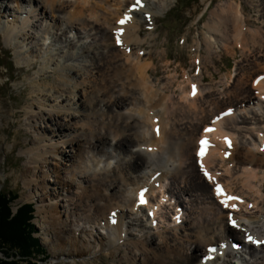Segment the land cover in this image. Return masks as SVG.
<instances>
[{
	"label": "bare ground",
	"instance_id": "1",
	"mask_svg": "<svg viewBox=\"0 0 264 264\" xmlns=\"http://www.w3.org/2000/svg\"><path fill=\"white\" fill-rule=\"evenodd\" d=\"M9 1H0V30L16 46L21 62L34 70L28 90L32 101L24 109L32 137L22 176L29 187L35 185L28 198L41 189L40 225L54 258L89 264L88 257L106 253L113 264H264V244H249L244 238L264 237V29L248 28L233 0L218 5L197 47L210 55L217 43L230 50L235 39L252 54H244L232 89L206 91L200 84L203 74L193 79L185 73L176 84L177 93V74L160 78L153 47H145L150 41L142 36L143 23L154 26L155 17L171 0H141L142 7L135 11L133 0ZM256 1L264 15V0ZM126 13L132 19L123 25L118 46L114 33L121 26L116 21ZM52 18L60 22L58 28ZM74 29L86 40L71 36ZM78 54L80 63L70 66L67 61ZM43 57L49 59L34 69ZM51 71L54 82H41L40 77ZM249 78L257 95L246 85ZM224 104L230 106L218 114ZM227 109L231 115H226ZM60 117L66 126L81 131L73 134L60 129L61 122L56 129L40 122ZM231 118L235 125L226 124ZM6 119L0 103V121ZM205 126L215 129L207 134L212 147L201 158L212 181L203 175L196 156ZM4 129L0 124V131ZM56 138H68L69 154L60 153ZM98 143L104 145V159L95 152ZM60 154L64 169H69L65 178L60 174ZM135 170L140 175H134ZM51 173L57 179L47 180ZM46 180L61 189L44 197L49 190ZM236 181L240 186L234 189ZM67 183L75 188H63ZM217 183L227 195L240 198L235 210L219 203ZM144 190L147 202L140 204ZM128 213L142 214L130 221L147 230L137 239L125 237L122 216ZM229 215L239 228L227 223ZM76 219L82 221L79 228L70 226ZM104 225L112 231L107 236L100 234Z\"/></svg>",
	"mask_w": 264,
	"mask_h": 264
},
{
	"label": "rangeland",
	"instance_id": "2",
	"mask_svg": "<svg viewBox=\"0 0 264 264\" xmlns=\"http://www.w3.org/2000/svg\"><path fill=\"white\" fill-rule=\"evenodd\" d=\"M0 1L4 4L10 3L9 0ZM227 1L229 0H171L167 9L155 17L156 23L154 26L149 25V22L143 23L142 36H147L148 40L150 41L149 43H145V47H147L148 49L153 47L156 57L155 65L157 67V71L159 72V76L160 78H163L169 76V74L174 75L176 73L177 80L175 81L174 89H176L177 93L179 92V90L177 89V85L185 79V73H188L190 78L193 79L198 78L199 75L203 74V76H205V80L201 81L200 84H202V87H206V91L217 88H220L221 90L225 88L232 89V87L235 85L234 82L236 79L237 67L243 60L244 54H252V50H245L244 46H242V44L240 42H237V40L235 39H233L232 41L233 43L231 44L230 50L223 48L220 43H217L215 45L214 52L210 55L203 46H200V48L197 47V42H201V39L205 35V33H208V27L206 23L211 18L212 11L215 10V8L217 9L218 5L225 4V2ZM233 1L236 2L237 5H240L244 16L247 18L248 28L259 30H262V28L264 29V22H262L264 20V15H261V13L259 12V7L257 6L258 1ZM40 9L41 6H38L37 10L39 11ZM7 15L8 14H6V16L4 17V20H8L10 18H7ZM44 17H46L47 20H50V16L44 15L42 18ZM46 22L48 23V21ZM52 23L53 25L57 24L56 28H58V25L60 24V22L53 20V18ZM2 25L3 24L1 22L0 27H2ZM67 29L68 28L64 27V30ZM246 32L247 30L244 31L245 34ZM58 33H60V31ZM70 35L77 38L82 37L84 40H86L84 38V33H81L77 29H74L72 33H70ZM91 39L92 37H90L88 41H90ZM165 53H167V55H165ZM84 54V56H86L87 52L84 51ZM197 55H199L200 58L195 59ZM48 59V57H43L40 61H38V63L34 65L33 68L39 69L40 66L44 64L43 61H47ZM21 61V56H17L16 46L13 43L7 42L5 40L4 30L2 28L0 30V103H3V112L6 115L7 119L5 122L0 121L1 127L5 128L4 130L0 131V190L3 189L6 191L18 193V197L13 201L14 211H16L18 206L22 203H34L35 218L33 219V221L35 223V235L40 238L42 250L40 254H37L35 259L30 258V260H38L39 264H67L62 258L55 259L54 253L51 250V246L47 242H44V231L43 229H41V217L38 213V204L39 197L41 195V189H38L34 197H32L31 199L28 198V193L32 191L35 185L29 187L27 184H25L22 176L24 167L27 163V148L31 144L29 142L30 138L32 137V132H30L29 128H27L28 125L26 123L27 120L25 117L24 109L28 101H32L30 96H28V90L30 86L29 76L34 74V70L30 69V71L29 68L32 67H29V64H24ZM50 61H53V59H51ZM79 61H81V57L78 54L74 55V57H72V60L67 61V63L74 66L78 65ZM66 66L67 65H65L64 67ZM54 75L55 73L52 74L51 71V74L41 76L40 81L44 83L46 81L54 82ZM249 80L251 79L249 78ZM249 80L246 85L250 86L252 91H254V94L257 95V91H255V89L252 87L253 81L251 80L250 85ZM226 106L230 105H222L217 113L219 114L220 112H222V110ZM239 112L241 111H237V116L239 115ZM40 122L43 125L46 124L50 126V128L54 127V129L58 128L59 126L57 124H60L59 122H61L64 125L60 126V129L69 132L73 131V134H77L81 131L80 127L76 129L74 128V126H66V119L61 117L58 119L53 118V120L51 121L42 120ZM226 122V124L229 123L228 125L230 126L235 125V121H233L232 118ZM50 128H48L47 131H50ZM33 135L38 136V134L35 133H33ZM58 139L59 138H56L54 141H57ZM67 141L68 138L58 140V142H56V144H58V147L60 146V153H62V155L65 153L69 154L70 147H68ZM27 143H29V145ZM98 145H100V148L95 152L98 153L99 156H102L103 159L106 158V156L104 155V150H101V147H103L104 145L100 143H98ZM104 149L112 150V148ZM58 160L60 161L61 165L60 174L62 175V178H65V176L68 175L67 170L69 169H64L63 164L65 163V159L61 157V154L60 156H58ZM73 160L74 158L71 161L73 162ZM112 161H114V159H112ZM67 163L70 164L71 162L67 161ZM137 171L138 170H135L134 175H140V173H138ZM200 172L202 173L201 170ZM49 179H57V176L54 173H51L47 177V180ZM47 180L46 182L48 183L47 185L49 187V190L44 193V197H47L48 195H50V193L56 192L61 189L59 186H56V182ZM205 182L204 183L208 185V181L206 179ZM74 186L75 185L67 183L63 186V188L73 189L75 188ZM232 186L234 189H236L240 186V183L236 181V183L234 182ZM107 193L112 194L113 189H109ZM58 202L62 203L61 198H59ZM61 210L63 213L64 208H61ZM140 216H142V214L135 215L134 213H128V215L122 216L124 220V230L126 238L137 239V237L142 236L143 233L147 231L140 230V226H137L136 224L130 222L134 217L141 218ZM81 222L82 221H79V219H76L75 223L73 224L72 221L70 226L79 228L77 227V225ZM100 230V234L112 232L106 225H104V227H101ZM105 235L107 236V234ZM50 238H52L51 235ZM4 247L6 246L0 248V258H4L6 256L3 252L4 249L7 252H11L10 248L6 249ZM12 252L15 251L12 250ZM19 255L20 254H15L14 256H16V258L18 259ZM88 258V260L90 261L89 264L114 263L113 258L106 253H100L98 256H90ZM0 264L3 263L0 261Z\"/></svg>",
	"mask_w": 264,
	"mask_h": 264
},
{
	"label": "trees",
	"instance_id": "3",
	"mask_svg": "<svg viewBox=\"0 0 264 264\" xmlns=\"http://www.w3.org/2000/svg\"><path fill=\"white\" fill-rule=\"evenodd\" d=\"M18 193L0 190V248L4 249L5 257L0 258L3 264H39L34 260L42 250L40 238L35 235V206L33 202L22 203L16 211L13 201ZM14 250L15 252H12ZM20 254L17 259L15 254ZM30 258H34L33 261Z\"/></svg>",
	"mask_w": 264,
	"mask_h": 264
},
{
	"label": "snow or ice",
	"instance_id": "4",
	"mask_svg": "<svg viewBox=\"0 0 264 264\" xmlns=\"http://www.w3.org/2000/svg\"><path fill=\"white\" fill-rule=\"evenodd\" d=\"M136 6H141L142 7V4H141V0H133V4H132V10L135 11V8ZM132 19V16L129 15V14H124L123 17L119 20L116 21V24L120 25L121 27L117 28L116 29V32L114 33L115 37H116V44L118 46H120L122 44V41L120 39V36L122 35L124 29H123V25H125L129 20ZM191 94L193 96H195L196 94V85H192V92ZM262 99H264V97H262ZM231 112L232 110L231 109H228L227 110V115H231ZM220 117H217V119H219ZM157 133L159 131V129L157 128L156 129ZM202 131L205 133V135L203 137H201L198 141H197V152H196V156H197V160L200 164V168L201 170L203 171V175L205 176V178H207L209 181H212L213 177L211 175V173L204 167V164L202 162V157H204L206 155V152L207 150L212 147L208 137H207V134L208 133H211L213 131H215V129L211 126H205ZM224 141H225V144L231 148V141L229 140V138L225 137L224 138ZM262 150H264V148H262ZM228 155H230V153H225V156L227 157ZM214 192L216 194L217 197H222L220 200H219V203L225 208V209H228L229 207H231V209L235 210L237 205L236 203H234L235 201H239L240 198L237 197V196H231V195H227L226 192H224V190L222 189V186L220 184H216L215 185V189H214ZM145 193H146V190L144 191H141L139 193V201H140V204H145L147 201L145 200ZM149 215H152V213H149ZM115 216H116V213H113L112 214V217H111V220H112V223H116V220H115ZM153 225L156 224V221L153 220L152 221ZM227 223L229 225H231L232 228H239V224L237 223V221L231 216L229 215L228 217V220H227ZM245 240L249 243V244H255L257 246L259 245H262L264 244V237H253L252 235L250 234H245ZM238 247V245L236 246ZM211 251H215L216 249L215 248H212L210 249Z\"/></svg>",
	"mask_w": 264,
	"mask_h": 264
}]
</instances>
